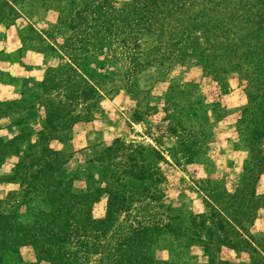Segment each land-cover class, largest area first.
<instances>
[{
  "label": "rangeland",
  "instance_id": "374dc122",
  "mask_svg": "<svg viewBox=\"0 0 264 264\" xmlns=\"http://www.w3.org/2000/svg\"><path fill=\"white\" fill-rule=\"evenodd\" d=\"M58 1L0 0V16L4 17L0 19V84L7 85L9 92L7 98L0 100V139L7 140L23 128L36 133L39 146L45 144L67 158L62 168L69 176L75 173V188L84 185L83 170L92 150L115 137L126 144L152 147L163 158L157 170L161 197H141V202H132L131 212L140 207V214L158 218L167 213L171 218L182 219L191 215L195 222L199 219L195 215L204 213L206 227H210L215 218L209 204L202 201L206 189L218 184L233 191L241 176V150L246 149L241 141L243 133L250 136L264 125L260 123H264L263 100L258 109L249 110L245 120L250 121L239 124L243 118L241 108L248 101L253 105L249 95L256 94L255 86L250 80H240L238 73L225 65L227 50L217 53L207 49L206 53L211 52L208 55L199 51L194 56L184 47L176 50L178 46L170 43H166L162 55L129 75L124 47L112 41L108 30L94 34L100 36L94 40L100 52L80 48L87 39L71 28L70 18L85 19V26L93 24L95 0ZM113 1L118 6L126 0ZM73 4L79 7L77 15L69 9ZM85 4L87 7H83ZM58 7L62 8V15ZM99 20L108 21V14ZM263 31L254 30L250 35V55L259 60V75L257 70L254 72L260 81H264ZM8 32L17 44L10 52L5 51ZM155 44L151 38L140 42L142 59L148 61ZM8 64L15 65L13 74L4 69ZM259 87L263 88L264 83ZM83 88L92 91L88 96L80 95ZM257 143L264 146V137ZM13 161L9 158L0 165V199L6 192L21 188L10 177ZM251 185V195L256 200L260 195L261 201L246 203L250 206L248 222L236 232L243 239L248 234L252 240L248 243L257 255L246 245L231 249L219 242L208 245L210 252L205 251L201 241L205 240L206 231H201L200 240H196L191 232H196L197 227L183 221L173 230L182 241L178 243L173 234H161L153 250L154 258L174 264H264V254L259 252L264 249V174ZM215 188L218 192L219 188ZM166 205L167 211L163 210ZM225 206L229 212L236 204L229 202ZM104 208L102 196L91 207V215L102 217ZM22 209L17 216L27 220L29 213ZM211 231L219 237L229 235L215 228ZM19 254L20 261L15 264H33L28 246L20 247Z\"/></svg>",
  "mask_w": 264,
  "mask_h": 264
},
{
  "label": "trees",
  "instance_id": "16d2710c",
  "mask_svg": "<svg viewBox=\"0 0 264 264\" xmlns=\"http://www.w3.org/2000/svg\"><path fill=\"white\" fill-rule=\"evenodd\" d=\"M48 2L58 4L59 1ZM69 9H74L75 15L80 12L75 4ZM58 11L62 15V8L58 7ZM92 13L95 15L93 24L87 26L85 19L76 21L70 18L71 28L87 39L80 48L100 52L94 41L100 36L94 37V34L108 30L112 41L124 47V58L130 65L129 75L162 55L166 43L178 46L176 50L184 47L194 56L199 51L208 55L227 50L225 65L236 71L240 80H250L255 86L256 94L249 95L253 105L251 107L248 101L241 108L243 118L239 124L249 122L245 120L249 117V110L258 109L260 101H264V87H259L264 81L257 79L254 72L257 70L259 75L256 64L259 60L255 61L250 55L251 33L264 30V0H126L118 6L113 0H95ZM104 13L108 14V21L99 20ZM60 15L59 23L62 21ZM149 38L156 44L147 61L141 57L140 42ZM207 49L211 52L206 53ZM245 53H248L246 57ZM90 90L83 88L79 94L88 96ZM253 132L250 136L243 133L241 141L246 149L241 150L244 153L239 168L241 176L233 191L230 193L218 184H215L218 192L215 187L205 188L207 193L202 201L209 204L215 218L208 228L204 213L196 214L199 219L195 222L191 215L182 219L171 218L167 213L158 218L145 212L140 214V207L131 212L133 201L141 202V197H161L157 170L163 158L152 147L126 144L115 137L103 147L92 150L83 170L84 185L75 188L72 185L75 173L69 176L62 168L67 158L45 144L39 146L36 133L26 132L23 128L7 140L0 139V165L9 158L13 159L10 177L21 186L17 191L6 192L0 199V264L19 262V249L23 246L31 249L33 264L41 261L47 264H174L155 259L153 250L158 237L164 233L173 234L180 243L181 237L173 230L183 221L197 227L196 232H191L196 240H200L201 231H206L205 240L201 241L205 251L210 252L208 245L219 242L231 249L246 245L255 252L256 249L248 243L252 242L248 234H244L243 239L236 232L244 229L243 223L248 222L250 206L246 203L261 201L260 195L257 200L251 195L254 190L251 184L264 174V146L259 147L257 143L264 137V125ZM102 196H105L104 214L100 218L93 217L91 207ZM30 201L34 203L30 205ZM229 202L236 206L227 212L225 204ZM164 207L163 210L167 211L168 206ZM22 208L29 213L27 220H20L17 216ZM213 228L227 232L228 237H219L211 231ZM186 233L187 230L184 235L188 241ZM259 252L264 254V249L260 248ZM261 259L264 261L263 257ZM217 263L225 264L224 261Z\"/></svg>",
  "mask_w": 264,
  "mask_h": 264
},
{
  "label": "crops",
  "instance_id": "0c3cea01",
  "mask_svg": "<svg viewBox=\"0 0 264 264\" xmlns=\"http://www.w3.org/2000/svg\"><path fill=\"white\" fill-rule=\"evenodd\" d=\"M17 47L16 44V39L15 37L12 35L11 32L7 33V37H6V47H5V51H12L13 49H15ZM15 65L14 64H8L7 67H5V70H8V72L10 74H13L15 72ZM9 96V92H8V86L4 85V84H0V100L7 98Z\"/></svg>",
  "mask_w": 264,
  "mask_h": 264
}]
</instances>
